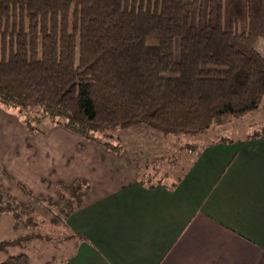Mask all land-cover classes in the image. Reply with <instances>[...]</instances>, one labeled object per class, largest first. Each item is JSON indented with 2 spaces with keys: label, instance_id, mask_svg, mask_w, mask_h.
<instances>
[{
  "label": "trees",
  "instance_id": "trees-1",
  "mask_svg": "<svg viewBox=\"0 0 264 264\" xmlns=\"http://www.w3.org/2000/svg\"><path fill=\"white\" fill-rule=\"evenodd\" d=\"M259 40L264 0H0V106L34 109L23 120L30 133L48 119L88 141L97 133L114 141L136 125L201 133L261 107ZM163 161L146 165L138 182L172 190L183 173L171 177ZM60 187L82 190L65 204L64 226L88 186ZM31 212L0 186V216L20 225L24 214L32 227ZM32 238L0 242V256ZM0 264L32 263L17 253Z\"/></svg>",
  "mask_w": 264,
  "mask_h": 264
},
{
  "label": "crops",
  "instance_id": "crops-1",
  "mask_svg": "<svg viewBox=\"0 0 264 264\" xmlns=\"http://www.w3.org/2000/svg\"><path fill=\"white\" fill-rule=\"evenodd\" d=\"M259 110L264 96L252 112ZM19 115L0 106V186L37 217L61 185L88 186L64 222L57 258L42 264H264V136L209 140L193 150L172 190L167 183L148 189L138 176L164 158L160 132L117 130L115 152L60 124L30 133ZM87 150L94 161L72 177L70 169L89 160ZM29 233L12 214L0 216V242ZM9 249L2 259L18 253Z\"/></svg>",
  "mask_w": 264,
  "mask_h": 264
},
{
  "label": "rangeland",
  "instance_id": "rangeland-1",
  "mask_svg": "<svg viewBox=\"0 0 264 264\" xmlns=\"http://www.w3.org/2000/svg\"><path fill=\"white\" fill-rule=\"evenodd\" d=\"M256 49L264 57V40H259L256 43ZM1 107L9 111H12L13 113H16V115L20 113L19 116L22 120H24L26 116L28 117L30 116L31 119L34 117L33 114L34 109H30L29 110L30 113H27L24 116L23 115L24 112L23 114H21L22 112H20L18 108H12V107L7 108L4 106ZM49 124L51 125L55 123H52L50 120L45 119L42 121L39 127L42 129L43 132H46L48 131ZM254 125L256 126L252 127ZM116 133L117 131L114 132L113 134L114 141L105 138L104 133H97L95 137L100 141L111 142L113 145H118V141L116 140ZM161 135L165 137L166 147L168 150L165 152L163 163L159 165L164 172L169 173L171 177L175 178L176 176H179L181 173H183L186 170V167L189 165V162L194 157L193 150L199 147L200 145L204 144L205 142H208L209 140H213V139L243 140V139H248L249 137H255L257 135L264 136V111L261 110L255 112L250 111L241 116H231V115L226 116L219 124L213 125L204 132L197 134L182 133V134L164 135L163 133H161ZM89 153H90L89 150H87V155ZM154 156L156 158L158 155H155V153H153L152 157ZM87 159L89 160L82 162L79 161L76 165L77 166L76 169L73 167L70 169V175L72 177L78 176L80 172L82 173L85 172L86 162L94 161L91 155H88ZM152 164L155 165V163ZM117 170H121V168L118 167ZM66 173L67 172H65L64 174ZM73 192L75 194L80 195L82 190L76 191L75 189L74 191L69 192L68 190H64L63 188L58 187L57 194L55 195V197L52 199H46L44 205H41L42 210L39 209L41 211V217H37L33 208L31 207L32 205L27 204L26 206H28V209L32 211L31 212L32 221L36 224V226L26 227L25 226V224L27 223L26 216L24 214L21 215L18 222L25 224L23 225L20 224L18 226L21 225L24 226L25 228H27V230H30V233L20 238L24 239L28 236L33 238L31 240H25L20 244V247H13L12 250L13 251L17 250L18 253H26L29 256H31L32 254L33 256L32 258H30V260L31 263L33 264H42L45 260L47 262V260H51L50 259L51 256L57 258V256H55L56 255L55 249L58 247V243L62 240V237L66 235L62 225V221L65 213V204L68 201L70 202L73 201L71 199V195L73 194ZM2 201L6 202V199L3 196H2ZM72 204H75V202L73 201ZM20 212H22V210L19 211V213ZM44 217H46V220L43 219ZM45 221L50 222L49 227L44 225ZM7 251L10 252L11 249ZM36 255L40 258L38 263L37 261H35ZM3 256H0V260L2 259Z\"/></svg>",
  "mask_w": 264,
  "mask_h": 264
}]
</instances>
